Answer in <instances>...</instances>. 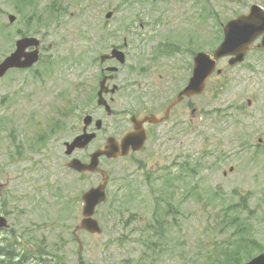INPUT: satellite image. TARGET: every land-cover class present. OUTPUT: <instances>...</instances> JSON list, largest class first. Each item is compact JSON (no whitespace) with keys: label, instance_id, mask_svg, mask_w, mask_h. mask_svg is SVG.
Returning a JSON list of instances; mask_svg holds the SVG:
<instances>
[{"label":"rangeland","instance_id":"374dc122","mask_svg":"<svg viewBox=\"0 0 264 264\" xmlns=\"http://www.w3.org/2000/svg\"><path fill=\"white\" fill-rule=\"evenodd\" d=\"M253 5L264 7V0H0V62L15 50L19 31L42 41L37 65L0 79L1 212L10 225L0 229V252L6 260L41 264L58 254L66 264H202L210 256L223 259L224 247L234 249L249 236L257 243L250 252L264 251V51L253 50L236 67L221 60L223 74L186 101L179 136L150 142L135 170L130 159L104 164L111 174L108 202L96 213L104 232H78L82 252L73 239L82 195L101 179L70 172L64 145L87 112L85 90L98 84L101 54L133 41L131 66L173 38L185 43L178 60L188 80L195 54H211L223 26ZM127 72L121 73L128 78ZM56 120L61 130L41 143L38 136ZM241 223L244 233L235 238L232 226ZM247 261L244 256L241 264Z\"/></svg>","mask_w":264,"mask_h":264},{"label":"flooded vegetation","instance_id":"af4514ba","mask_svg":"<svg viewBox=\"0 0 264 264\" xmlns=\"http://www.w3.org/2000/svg\"><path fill=\"white\" fill-rule=\"evenodd\" d=\"M260 40L255 43L256 46ZM184 46L183 41L171 38L168 42L160 44L150 58L142 57L139 62L135 60L130 66L128 62L133 57V41L131 44L125 42L123 48H117L123 51L125 63L121 64L113 59L101 65L103 67L98 76V84L85 90L87 95L84 111L88 108L87 112L80 118L82 122L80 120L75 128V136L64 145L73 142L83 134L94 135V138L84 149L78 148L72 155L66 154L67 164L73 159L89 163L92 154L105 149L109 142L122 150V144L128 136L135 135L131 138L132 142L133 139L137 141L145 138L140 151L131 147L129 154L125 157L109 159L102 156L100 158V169L106 171L108 177L107 197L111 174L103 168L106 162H125L130 159L133 160V170H135L137 156L147 150L150 142L159 143L169 135L179 136L180 129L186 120V101L196 98H183L178 101L180 92L186 87L190 78L189 76L186 80V75L180 73L185 70L181 64L182 58L178 60V57L185 53ZM111 62L114 64L107 65ZM112 67H117V71H109ZM190 67L193 70L192 61L189 64ZM126 68H128V78L121 73ZM99 100L103 101L102 105L98 104ZM196 114L197 110L194 109L192 115ZM85 118H88L87 121ZM91 147L92 150H90ZM68 170L79 177L95 176L97 180L101 179L96 186L100 185L104 179L102 172L79 173L70 168Z\"/></svg>","mask_w":264,"mask_h":264},{"label":"water","instance_id":"95a60500","mask_svg":"<svg viewBox=\"0 0 264 264\" xmlns=\"http://www.w3.org/2000/svg\"><path fill=\"white\" fill-rule=\"evenodd\" d=\"M113 12L107 14V19L112 18ZM11 23L16 21L15 16H10ZM262 37L261 44L256 48L264 49V9L258 5H253L247 14L239 15L236 19L230 20L224 26V40L212 53L198 52L194 57L193 74L187 87L179 94L178 101L184 97H194L204 93L208 79L214 74L217 69L218 62L225 58L229 59V65L235 66L245 61L247 53L253 49V44L257 39ZM40 40L35 37H25L17 41L16 50L0 63V78H3L11 69H29L33 67L40 59ZM32 49L31 51H29ZM117 59L121 64L125 63V56L123 52L113 49L111 54L101 56V62L105 63L107 60ZM109 71H117V68H109ZM222 70L218 71L221 74ZM102 95V91L99 93ZM251 103V102H250ZM99 105L103 104L102 100L98 101ZM88 118H85L87 121ZM135 135L128 136L123 144L122 150L117 148L114 144L108 143L104 150H98L92 154L89 163H82L79 159L72 160L68 166L80 173L91 172L97 173L99 171V161L102 156H107L109 159H116L119 156H127L129 149L133 147L134 150L140 151L144 144L145 138L131 140ZM94 138V135L83 134L77 137L72 143H68L67 155H72L76 149H84ZM234 168H231L232 172ZM104 176L103 184L98 187L91 188L86 191L83 196V219L78 230H86L92 235H100L103 229L99 221L95 218L96 209L106 202L107 182L108 177L104 171H101ZM226 174V173H225ZM4 186L0 184V198ZM7 218L0 215V229H8ZM80 246L81 239L76 236ZM246 264H264V253L252 259Z\"/></svg>","mask_w":264,"mask_h":264},{"label":"trees","instance_id":"16d2710c","mask_svg":"<svg viewBox=\"0 0 264 264\" xmlns=\"http://www.w3.org/2000/svg\"><path fill=\"white\" fill-rule=\"evenodd\" d=\"M18 1L19 2L24 1L28 4H34L35 3V1L31 2L29 0H18ZM50 9L52 11L55 10L54 6H51ZM35 13L37 16V14H38L37 9H35ZM211 14H213L215 16L217 15V13H215L214 11H212ZM219 23H221V22H219ZM42 24L44 25L45 22L42 21ZM22 36H26V35L24 34ZM59 114H61V113H59ZM60 130H61V125H60L59 120L58 121L56 120V121L51 123L49 132H51L52 134H55V133L59 132ZM50 135L51 134L39 135L38 137H40V138H38V140L41 143H45L46 140L44 139V136H50ZM166 183H167V185H169V187L174 186L173 183H171L170 178H167ZM170 193H172V191H170ZM168 208H169L168 209L169 211L174 210V206L171 203L168 204ZM235 223H238V221L236 220ZM232 228L238 229V232L235 233V238L238 236V234H243L244 230H245L243 223H241L240 225H234V226H232ZM247 240H248L247 242H244L239 246H235L234 249L224 247L225 250H222L220 252V255L223 259H220L218 257L214 258V257L210 256L208 258V261H206L202 264H241V259L244 256H246L247 259L250 260L251 258H253L255 256V253L250 252V248H251V246H257L256 245L257 243H256V239H254L253 237H250V236L248 237ZM258 251L261 252V249H259ZM218 253L219 252H217L216 255H218ZM55 255L57 257L56 263L53 260H48V261L41 260V264H66V262L61 258V256H59L58 254H55ZM10 258L11 259L6 260L5 253L0 252V264H7V263L8 264H21V262H19L18 260L17 261L15 260L16 258L14 256L10 255Z\"/></svg>","mask_w":264,"mask_h":264},{"label":"bare ground","instance_id":"6f19581e","mask_svg":"<svg viewBox=\"0 0 264 264\" xmlns=\"http://www.w3.org/2000/svg\"><path fill=\"white\" fill-rule=\"evenodd\" d=\"M20 259V258H19ZM24 261V260H23Z\"/></svg>","mask_w":264,"mask_h":264}]
</instances>
